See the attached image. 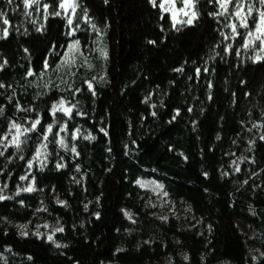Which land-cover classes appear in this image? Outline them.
Instances as JSON below:
<instances>
[{"label":"trees","instance_id":"1","mask_svg":"<svg viewBox=\"0 0 264 264\" xmlns=\"http://www.w3.org/2000/svg\"><path fill=\"white\" fill-rule=\"evenodd\" d=\"M42 3L52 5L47 18L42 5L29 16L22 0H0L9 20H0V36L9 29L0 38V64L7 61L0 69V130L10 120L30 127L37 113L42 125L52 123L51 104L63 96L76 107L71 119L58 112L57 121L80 134H60L67 150L49 134L43 169L39 162L27 166L42 141L39 126L21 151L10 147L0 156V194L11 197L0 200V264H264V128H253L264 122V60L241 47L242 36L231 39L228 20L208 15L218 9L206 0L196 4L199 18L179 31L149 0H78L77 18L86 9L99 32L81 22L77 36L52 14L59 0ZM73 40L80 41L76 62L60 66ZM228 43L240 54L224 53ZM17 102L34 111H17ZM89 134L95 139L83 138ZM32 177L37 190L17 194ZM137 178L163 184L169 195L160 197L170 204L157 203ZM41 223L64 230L52 242L45 227H36ZM21 224L28 235L20 234Z\"/></svg>","mask_w":264,"mask_h":264},{"label":"snow or ice","instance_id":"2","mask_svg":"<svg viewBox=\"0 0 264 264\" xmlns=\"http://www.w3.org/2000/svg\"><path fill=\"white\" fill-rule=\"evenodd\" d=\"M13 0H7V3L10 5L12 4ZM23 7L25 9L26 15H31L32 13L27 11L28 9L32 8L33 5L36 6V9L39 10L40 8V0H22ZM108 0H105V3H107ZM198 0H149V3L153 7H158L161 11V19H164L163 13H169L170 19H171V26L173 29L179 31V28L177 25H191L195 19L199 18V13L196 11V4ZM207 3L212 4L213 7L217 8V11L209 12L208 15L212 16L214 19H219L221 17H224L228 20L226 24L223 25L224 28L230 29V37L233 41L236 40L237 37L243 38V44L241 47L247 51L248 49H252L255 52V56L253 59L255 61H261L264 60V0H258V4L260 7H256L255 0H206ZM177 3L181 4V6L178 8ZM230 6H232L230 8ZM52 7L50 4H44L43 10L45 13V18H47V15L49 14V8ZM59 9L62 11H55L54 15L61 16L62 14L65 15V18L67 19L68 25L71 27L73 25V18L77 14V9L80 6L78 3V0H59ZM71 12V15H68V12ZM15 11V9H13ZM187 17V19H185ZM0 20L3 21L4 25L9 24V20L6 16V13L0 11ZM84 20L85 22H89L88 18V12L85 9L84 10ZM35 23V21H33ZM78 27V25H77ZM92 28L94 31L99 32V29L96 28L95 24H92ZM239 29H243L244 33L242 34ZM38 31L40 29H37ZM75 31V28H73L72 32H69L68 35H73ZM220 36L223 38V40L229 39V34L225 33L224 31H220ZM9 35V29L3 28L2 30V36L0 38H6ZM223 42V41H222ZM257 42H259V46L257 48ZM80 41L73 40L68 43L67 50L64 52L63 56L61 57V65H67L68 67H71L72 64H74L75 56L73 54V48L74 45H79ZM149 43H155L154 41H149ZM230 50H234L237 55L240 54V48L233 49V44L228 43L224 46L223 51L224 53H229ZM27 51V49H25ZM100 55L107 59V51L103 48L99 49ZM83 55V53H80ZM215 55H219V53H215ZM212 57H210L211 59ZM87 61H85L86 63ZM7 61L4 62L6 64ZM4 64H0V69L4 67ZM91 67V65H89ZM49 69V62L47 59L44 61V67L42 71H47ZM183 69H175V71H182ZM207 69H205L206 71ZM201 69L197 68L196 72L199 74ZM28 76L33 75V70L31 68L28 69L27 72ZM96 77H93L92 80H95ZM92 80H85L84 83L87 84L88 90L92 93V95H95L94 86L92 83ZM243 83V82H242ZM6 85L3 83H0V88H4ZM45 87H48L46 84ZM65 91H72V92H79L81 89L79 88H71L65 89ZM246 95H248L246 93ZM38 98V97H37ZM211 98V97H209ZM11 100V97H9ZM147 101V98H146ZM16 109L17 111H34L32 108L24 109L21 107L19 102L16 103ZM75 105H70L69 101L66 100L65 97L61 96L59 100L53 101L51 104V107L49 109V114L53 117L52 123L47 124L46 126L41 124V116L39 113L36 114V118L34 120H29L28 123H30V127L25 126L22 123H18L15 120H10L8 122L7 130H0L2 131V134H0V156H4L5 152L10 148L14 147L18 151H21L22 144L27 143L29 136V133H35L38 131V126L43 129L42 131V141L37 144L35 152L32 156V159L28 160V168H32L33 162L37 161L40 163L41 169L45 166V161L48 156L47 147L49 143V134H52L55 137H59V139L56 140V143L60 145L61 148H64L67 150L68 144L65 142L63 136H61V133H68L71 136L72 140H76L78 134H80V129L77 128L75 130L69 131V126L67 121L64 123H58L57 121V113L62 112L65 117L68 119L72 118L73 115V109L75 108ZM191 110V109H190ZM177 114H179V110H176ZM4 108L0 106V115H3ZM77 115H83V113L77 112ZM152 115H156L155 112L152 113ZM175 118V117H173ZM54 125L58 126L59 131H54ZM253 128H264V122H258L253 124ZM103 132L104 129H101ZM251 131V129H249ZM105 135L107 133L105 132ZM11 137V139H9ZM23 137V139H22ZM86 140H93L95 139L94 136L91 134L83 137ZM220 137L217 136V139ZM261 140H264V135L260 136ZM235 143V141H234ZM249 143H253L252 141H249ZM71 151L74 154H77L76 146L73 144L71 147ZM21 159H24L23 156L20 157ZM240 159H243L241 157ZM254 162V161H253ZM232 164L234 166V170L236 172H240L241 168L237 161H232ZM65 165L61 163H57L56 167L57 169H60L64 167ZM77 171H80L79 166H77ZM223 175H228L227 172L222 173ZM204 175L207 177V173H204ZM255 175V173H253ZM20 181H26L28 180L27 175H22L19 177ZM36 179L35 177H32L31 182L28 184L27 187L24 188H18L17 194L19 192H34L36 191L35 187ZM135 183L140 186L141 188H149L151 187V190L153 192L160 193L162 192V195L164 197H168V192L163 191L164 185L157 182L156 180H143L140 178H137ZM243 183L247 184L248 181L245 180ZM6 188L7 185H4ZM3 189H0V192H2ZM11 197H5L4 195L0 194V200L10 199ZM20 203L23 205V201L21 200ZM57 203H60L62 205H66V201L58 200ZM85 208H87V205H85ZM37 211H47V209H37ZM124 215L127 216L129 219H131V215L125 211ZM253 215H255V212H253ZM97 216H99V213H97ZM161 220H167L166 216L160 217ZM18 227L21 229V235H28V232L25 231L27 228V225L21 224L18 225ZM39 228L40 226L37 225ZM45 228H50V225L45 224L43 225ZM64 229L62 227H56L55 229H52L50 234L48 235L47 239L49 241H54V234L56 232H62ZM36 235H40L39 232L36 233ZM57 247H60L61 245L57 244ZM264 255V254H262ZM185 259H188L187 256L184 257Z\"/></svg>","mask_w":264,"mask_h":264},{"label":"rangeland","instance_id":"3","mask_svg":"<svg viewBox=\"0 0 264 264\" xmlns=\"http://www.w3.org/2000/svg\"><path fill=\"white\" fill-rule=\"evenodd\" d=\"M44 0H40V5H42V7H43V2ZM181 6V4H179V3H177V7L179 8ZM58 11H62V10H60L59 9V7H58ZM165 14H168L169 16H170V14L169 13H165ZM68 15H71V12H70V10H69V12H68ZM59 17V16H58ZM61 18H63L64 19V21L66 22V24H67V26H68V33L71 31H73V28H75V31H74V33H73V35L74 36H77V34L81 31L80 29H81V27H82V25H81V22H83L84 24H86L87 26H88V29L90 30V31H92V32H94V30H93V28H92V24H91V22H90V20H89V22H85V20H84V18L81 20V21H79V19L77 18V16H75L74 18H73V25L70 27L69 25H68V23H67V19L65 18V15H61L60 16ZM185 19H187V17H185ZM77 25H78V27H77ZM188 24H185V25H183V26H181V25H177V27H185V26H187ZM79 35V34H78ZM73 54H76V53H74V48H73ZM73 65V64H72ZM70 103V102H69ZM70 105H72L71 103H70ZM25 126H28V124L27 123H25L24 124ZM9 139H11V137H9ZM37 161H34L33 163H36ZM30 183V182H29ZM28 186V185H27ZM1 189H3V191H2V193L4 192V188H1ZM143 189H148V190H150L151 192H153L152 190H151V187H149V188H143ZM17 193V192H16ZM20 193V192H19ZM156 196H159V197H156V198H158V200H157V203H160L161 205H167V204H170V203H165V202H163V198H161L160 196H162V197H164L163 195H162V192H160V193H157V192H153ZM169 206V205H168ZM45 224H47V223H41V224H39V226L41 227V226H43V225H45ZM37 227V226H36ZM51 227L52 228H46L45 229V231H44V233H45V235L44 236H48L49 234H50V232L52 231V229H55L56 227H54V226H52L51 225ZM242 228V227H241ZM243 229H245V228H243ZM250 230H247L246 229V234H248V235H251L252 233L251 232H249ZM37 232H39V231H35L34 232V235L35 236H40L41 235V233H40V235H36V233Z\"/></svg>","mask_w":264,"mask_h":264}]
</instances>
